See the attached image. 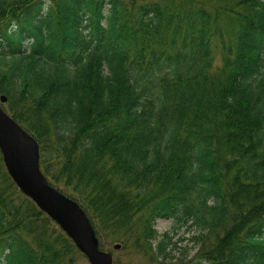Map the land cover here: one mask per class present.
Listing matches in <instances>:
<instances>
[{"label": "trees", "instance_id": "1", "mask_svg": "<svg viewBox=\"0 0 264 264\" xmlns=\"http://www.w3.org/2000/svg\"><path fill=\"white\" fill-rule=\"evenodd\" d=\"M1 95L100 249L264 264V0H0ZM171 218L199 229L190 259ZM80 253L0 148V264Z\"/></svg>", "mask_w": 264, "mask_h": 264}, {"label": "water", "instance_id": "2", "mask_svg": "<svg viewBox=\"0 0 264 264\" xmlns=\"http://www.w3.org/2000/svg\"><path fill=\"white\" fill-rule=\"evenodd\" d=\"M0 97V148L4 163L15 183L46 212L86 255L91 264H123L115 262L112 252L100 249L94 226L83 207L53 186L41 169L40 144L22 125L5 111ZM122 247L116 243L114 249Z\"/></svg>", "mask_w": 264, "mask_h": 264}, {"label": "rangeland", "instance_id": "3", "mask_svg": "<svg viewBox=\"0 0 264 264\" xmlns=\"http://www.w3.org/2000/svg\"><path fill=\"white\" fill-rule=\"evenodd\" d=\"M216 51V65L220 63V56ZM191 222H189L190 224ZM188 224V225H189ZM175 219H159L156 222L155 228L161 234L169 232L173 236V241H177V246L180 247V251L173 252L174 255L179 256L181 252L188 253V259L194 256L198 250V245L195 244V241H191V237L198 235L199 229L193 225H183L178 229L176 226ZM104 250L111 251L115 261L121 262L123 264H149L147 257L136 254L128 248L114 249L115 243L110 242L108 238H104ZM74 264H91L89 259L83 254L80 253L77 255Z\"/></svg>", "mask_w": 264, "mask_h": 264}]
</instances>
